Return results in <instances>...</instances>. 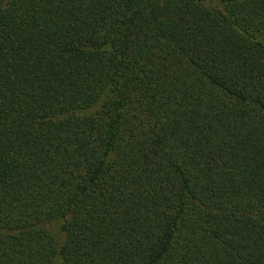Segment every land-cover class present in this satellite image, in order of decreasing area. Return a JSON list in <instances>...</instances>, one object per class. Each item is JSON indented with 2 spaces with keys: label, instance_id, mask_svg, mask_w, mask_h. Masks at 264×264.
Masks as SVG:
<instances>
[{
  "label": "trees",
  "instance_id": "1",
  "mask_svg": "<svg viewBox=\"0 0 264 264\" xmlns=\"http://www.w3.org/2000/svg\"><path fill=\"white\" fill-rule=\"evenodd\" d=\"M0 264H264V0H0Z\"/></svg>",
  "mask_w": 264,
  "mask_h": 264
}]
</instances>
